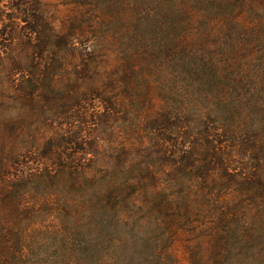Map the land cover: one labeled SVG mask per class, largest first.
Listing matches in <instances>:
<instances>
[{
  "label": "trees",
  "instance_id": "1",
  "mask_svg": "<svg viewBox=\"0 0 264 264\" xmlns=\"http://www.w3.org/2000/svg\"><path fill=\"white\" fill-rule=\"evenodd\" d=\"M90 1L98 16L89 28L79 20L57 27L43 0H0V264H50L33 256L53 246V264H88L81 237L106 226L123 233L137 212L146 214L141 229L175 236L198 216L209 242L196 245L203 264L237 248L247 264H264V0H149L148 10L139 0L137 11L125 0ZM68 58L84 63L75 90L56 99L78 102L71 116L79 121L88 116L78 93L87 73L106 74L124 93L104 104L106 120L123 103L130 124L146 127L138 148L105 155L80 129L49 145L30 137L43 88L57 95L58 79L71 81ZM140 105L151 109L143 119L133 108ZM197 118L212 122L187 142ZM188 167L201 182L183 179Z\"/></svg>",
  "mask_w": 264,
  "mask_h": 264
},
{
  "label": "rangeland",
  "instance_id": "2",
  "mask_svg": "<svg viewBox=\"0 0 264 264\" xmlns=\"http://www.w3.org/2000/svg\"><path fill=\"white\" fill-rule=\"evenodd\" d=\"M49 15H51L57 24V27H63L64 25H76L75 20H79L80 25L84 27H89L94 21L95 15L92 13L91 1L90 0H43ZM142 1V0H141ZM147 3L143 6L144 9L148 10L151 4L148 3L149 0H144ZM152 1V0H151ZM129 3L130 11L138 10L136 7H140L139 0H125ZM10 3L5 1V9L9 11ZM139 5V6H138ZM142 8V9H143ZM143 9V10H144ZM155 13V10H152ZM184 12V9L182 10ZM166 17V16H165ZM163 19V18H162ZM164 20V19H163ZM0 23H3L0 20ZM153 24L148 25L147 29L149 33L152 34L154 28ZM155 32V31H154ZM90 37H95V33L89 32ZM152 34V36H154ZM87 35L80 37L81 40H85ZM106 57L105 54L99 55L95 58V62L103 63ZM68 68L65 73L71 79V81H63L61 77L58 79L54 86L51 88L54 91L70 90V94L74 91L76 83L73 79L77 78L79 68L84 63L83 60L78 59L76 61L67 59ZM98 75L95 72L87 73L86 83L78 89V93L84 97L85 103H83L84 108L88 111V116L81 118L79 121H75V118L71 116V111L74 113L78 110L75 109L78 102H73L72 105L67 104V102L58 100L61 95H51L48 88H43L42 97V107L38 108V111L42 109V113L35 116L34 111L31 117L29 134L31 138H40L44 145H49L54 140H57L61 136L70 137V134L77 129L82 130L84 133V138L87 143H93L95 150L108 155L109 152L124 148V145L132 144L133 147H139L140 143L147 139V134L145 135L146 127L132 126L130 124L129 118L130 114L124 113V108L120 107L123 90L119 83H111L106 74L100 73ZM158 76H155L157 80ZM171 82L174 80V75L171 76ZM49 87V86H48ZM172 87L168 84V89ZM144 88V85L140 87ZM99 95L102 96L104 102L99 100ZM121 95V96H120ZM247 94L245 93V96ZM113 97H117L120 101L117 102V116L115 121H107L106 113L103 111L105 108L104 104L110 105L114 101ZM160 96L157 95V99ZM58 98V99H56ZM56 99V100H55ZM54 100V101H52ZM79 100V99H78ZM159 100V99H158ZM173 100V101H172ZM171 102L177 103L178 98L172 97ZM179 101V100H178ZM114 104V103H113ZM74 107V108H71ZM82 108V109H84ZM138 113L137 117H142L144 113L148 114L150 112V107L145 105H140L138 108L133 107ZM84 109V110H85ZM70 111V112H69ZM105 114V115H104ZM79 115H85L81 113ZM101 115V117H100ZM70 117H72L70 119ZM102 118V119H101ZM198 122L195 120L188 124V129L191 130L190 136L187 142L194 141L196 139H201L199 131L204 128L207 123H211L212 119L202 120L200 118ZM206 123L204 124V122ZM148 129V128H147ZM144 136V139H143ZM57 143V142H56ZM89 147V145L87 146ZM91 148V147H89ZM61 150L63 148H60ZM75 149H79L75 147ZM106 161V158L104 159ZM104 161H99L103 162ZM136 161V160H135ZM137 162V161H136ZM166 171L160 174H169L172 169V165L165 167ZM166 172V173H165ZM183 178L187 183H199L201 178L196 173L195 169H187V174ZM162 179H171L170 175L164 176ZM192 193V197H194ZM191 197V196H190ZM133 214V213H132ZM129 224L125 227L123 233H114L111 228L106 226L107 229L100 228L94 232L88 239H84L83 248L81 250V257L83 260H87L88 264H99L100 259L104 264H203L198 260L196 245H204V248L209 246V242L206 240L208 237L204 235L203 229L199 226L203 223L198 216L189 218V224L184 229V234L180 236H175L172 231L162 229L157 227L156 229L152 226L147 225L145 229L139 227L141 221L145 220L146 214L143 212H137L131 216ZM112 232L113 234H111ZM44 234V233H43ZM49 234V233H48ZM48 236L47 233L44 234ZM207 237V238H206ZM104 240H103V239ZM99 246L98 249L95 248ZM194 246V247H193ZM44 249H42L43 253ZM168 251H172L169 253ZM196 251V254H195ZM41 252V251H40ZM47 252V251H46ZM240 253V254H239ZM35 255L33 256L34 261H39L42 263V259L45 263L50 262L53 264L57 259V254L55 252L54 246L48 250V253L44 256ZM204 259L208 258V251L204 253ZM236 255H239L238 257ZM248 255L242 251V249L237 248L233 251L232 255L229 252L225 253L220 257V264H247ZM59 262H68L71 260L70 257L58 258Z\"/></svg>",
  "mask_w": 264,
  "mask_h": 264
}]
</instances>
